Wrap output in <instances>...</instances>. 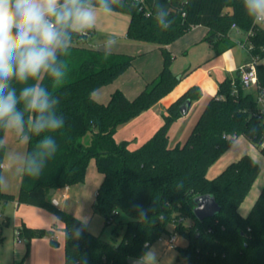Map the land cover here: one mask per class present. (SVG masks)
<instances>
[{
    "label": "trees",
    "instance_id": "trees-1",
    "mask_svg": "<svg viewBox=\"0 0 264 264\" xmlns=\"http://www.w3.org/2000/svg\"><path fill=\"white\" fill-rule=\"evenodd\" d=\"M63 0H61V3ZM111 11L129 17L127 38L157 46L163 53V67L156 79L133 99L117 89L107 103L93 94L114 83L133 66L135 56L83 46L92 29L68 28L69 42L57 49L59 79L48 72L21 82L13 78L9 89L19 98L23 88H44L55 117L62 121L56 130L36 133V113L26 110L24 101L17 109L23 113V129L28 147L18 204L42 208L55 215L64 225L65 264H128L142 259L148 247L166 236L180 234L188 244L177 246L178 261L189 264H264V186L246 216L240 207L261 173V167L250 155L231 163L216 177L209 178V168L227 151L234 140L244 137L256 147L264 144V28L258 15L250 12L246 0H108ZM92 7L101 8L99 0ZM102 9V8H101ZM208 28L205 41L214 44L217 55L233 48L231 27L248 33L246 46L258 57V90L246 92L240 77L219 82L216 95L209 101L193 131L183 144L169 146V128L183 116L181 106L197 101L202 90L195 85L173 102L163 115L162 126L144 144L131 148L132 141L117 142V129L157 105L189 73L177 75L171 64L168 47L194 26ZM15 31V30H14ZM7 127L0 123V203L14 200L2 189ZM89 135L90 140L83 139ZM52 141L45 147L43 141ZM264 152V147L262 148ZM95 158L103 180L92 204L105 225L116 223L118 234L122 214L124 233L105 242L88 232V224L54 203L55 193L67 186L85 181L89 160ZM212 194L221 205L214 218L199 220L194 213V198ZM28 246L32 239L51 237L52 231L37 230L24 223L18 230ZM4 236L0 231V243ZM53 247L58 246L51 240ZM23 264V263H20Z\"/></svg>",
    "mask_w": 264,
    "mask_h": 264
},
{
    "label": "rangeland",
    "instance_id": "rangeland-1",
    "mask_svg": "<svg viewBox=\"0 0 264 264\" xmlns=\"http://www.w3.org/2000/svg\"><path fill=\"white\" fill-rule=\"evenodd\" d=\"M92 10L95 13V22L90 28L93 31L88 33V42L85 44L105 51L112 48H118V46H115L116 44L127 45L125 49H120L119 51L135 56V61L133 66L125 71L116 81V84H121L122 88L125 89L135 88L136 83L142 82V76H144L142 68H146L144 67L145 62L143 60L146 59H143L144 56L140 55V48L135 47L136 43H140L127 38L129 17L111 10L105 12L103 9L96 7H92ZM261 18L262 20L259 23L264 28V16H261ZM49 19L52 18L49 17ZM73 29L76 31L83 30ZM228 35L231 40L238 43L237 46L235 45L232 48L234 52L237 51L239 54H241L242 50H244V53L248 52V50L242 46V44L248 40V33L245 30L239 27H231ZM132 44L134 45L132 46ZM211 51L214 52L213 55H216L214 44H210L208 42L202 45H193L191 51L177 54L178 56L170 50L173 56L171 68L173 70V68H193L195 65H201L210 57L209 54ZM151 54L154 56L153 58H156V56H161V58H163V53L160 48L159 50H154L145 56H151ZM245 91L256 93L255 89ZM108 101L109 99L107 102ZM201 113L202 110L200 112V110L196 107L189 114L188 119L179 118L172 123L169 128L170 147H176L179 143H183L186 140V138L193 131ZM163 115H166V108L157 105L149 113L146 119V125L149 124V127H151L154 121H157L158 119L163 121ZM121 127L117 129L118 132L115 134L117 142H121L128 138L134 140L136 145L142 144L147 139L146 137L150 133L151 129L140 130L139 128V136H130L132 133H129L127 130L121 131L123 130ZM28 139V134L24 133L23 127L16 128L8 126L5 130V154L2 169V188L8 193L13 194L14 200L8 202L6 205L0 203V231H2L4 236V242L0 243V264H64L63 244L65 234L61 228L62 224L60 222H58L57 227L52 224V221L55 218L54 214L49 211H44L43 214H40L33 211L35 208L28 209L27 212L19 213L17 209L18 193L21 185L22 171L26 160ZM89 140V135L83 139L85 143H88ZM248 142L252 147V153L248 155L254 158L262 169L261 177L258 179V184H263L264 152L262 151V148L264 147V144L261 148H258L251 141L248 140ZM228 150L219 157L218 160L222 159L216 168L226 162L228 158H231ZM102 180L103 174L98 169L96 159L91 158L87 165L85 181L82 184L71 186L72 191L76 192L75 195L72 196L70 200H64V190L62 188L55 194L54 201H60V205H58L60 209L74 214L83 222L87 223L89 233L99 236L105 242H112L114 237H116L117 241H120L124 233L122 223L129 221V217L125 214L120 216L117 222L121 223V227H119L118 234H116L114 232L116 223L106 226L104 218L98 213L95 214L93 211L92 204ZM24 219L28 227L37 230L52 231L53 234L55 233L58 235L60 248L53 249L50 241L51 237L49 236L32 239V244L30 243L28 246L25 234L23 233L20 237L22 242L19 243L18 230L23 226ZM168 238L169 237L166 236L152 243L148 247L142 260L147 264H189L183 261H178V251L175 248H168V244L166 243ZM187 244V239L179 234L177 236V246L185 247Z\"/></svg>",
    "mask_w": 264,
    "mask_h": 264
},
{
    "label": "clouds",
    "instance_id": "clouds-1",
    "mask_svg": "<svg viewBox=\"0 0 264 264\" xmlns=\"http://www.w3.org/2000/svg\"><path fill=\"white\" fill-rule=\"evenodd\" d=\"M246 3L250 12L264 16V0ZM99 4L105 12L111 10L108 0H99ZM94 22L91 0H0V123L23 127V113L17 109L22 100L26 110L36 113V133L61 127L62 121L52 112L56 101L50 100L44 88H23L18 98L9 82L38 78L42 71L61 78L56 51L67 47V29L91 28ZM43 145L51 147L52 141L46 139Z\"/></svg>",
    "mask_w": 264,
    "mask_h": 264
},
{
    "label": "crops",
    "instance_id": "crops-1",
    "mask_svg": "<svg viewBox=\"0 0 264 264\" xmlns=\"http://www.w3.org/2000/svg\"><path fill=\"white\" fill-rule=\"evenodd\" d=\"M207 32H208V28L205 26H202V25L194 26L183 37H181L180 39H178L177 41L172 43L168 47V49L171 50L173 53H175L176 56H178L177 54L189 52L192 50L193 45H196V44L202 45L204 43H207L205 41V37L207 35ZM231 41L234 42L233 40H231ZM87 42H88V39L86 40L85 43H87ZM139 43L140 44L136 43L135 47L140 48L139 49L140 55L144 56L143 59H146V60H143L145 62L144 67H146V68H142V73L144 75V76H142V82L136 83L135 88L133 87L131 89L130 88L125 89V88H122L121 84L120 85L116 84V81L121 77L120 76L114 83L101 87L100 89H98L93 94L94 98L97 101H99L101 103L107 102V100L110 99L111 94L114 91H116L117 89L122 90L128 98L133 99L134 97H136L139 93H141L145 89L148 82H151L152 80L157 78V76L159 75V73L161 72L162 67H163V58H161V56L160 57L156 56V58H153L154 56L152 54H151V56L150 55L145 56V55L149 54L150 52H152L154 50H159V48L157 46L149 44V43H144V42H139ZM245 43H243L242 46L244 48H246L248 50V52L244 53V50H242L241 54H239V52L238 53H237V51L234 52L233 49L231 48L232 50L229 49L220 55H217L216 52H215L216 55H213L214 52L211 51L209 54L210 57L201 65H195V67H193V68L192 67H190V68H173V72L177 75L183 74L184 72H187V71L189 73L175 87V89L171 93H169L166 97H164L157 105L163 106L164 108H166V113H167L168 107L173 102H175L178 98H180L190 87L197 85L202 90L201 98L197 101L192 102L188 108L187 113L180 118L181 119H188L189 114L196 107H197V109L200 110V112L202 110V113H203V111H204L205 107L207 106V104L209 103V101L216 95L219 82L223 81L225 78H227L229 76L230 77L238 76L241 67L247 65L251 61L252 54H251L250 50L247 48ZM133 45L134 44H132V46ZM237 45H238V43H236V46ZM239 45H241V44H239ZM83 46L88 47V48H93V47H90V45H86V44H84ZM115 46H118V48H112V49L106 50V51L115 52V53H124L123 51L120 52L119 50L125 49V47L127 45H117L116 44ZM94 49H97V48H94ZM147 57H148V60H147ZM145 74H147V75H145ZM157 105H155L154 107H156ZM153 108L146 111L145 113H143L139 117L135 118L134 120L130 121L129 123L123 125L121 127V129H123V130H121V131L127 130L129 133H132V135H130V136H139L140 130H144V129L149 130L151 128L150 133L146 137L147 139L142 143V144H144L148 139H150L152 137V135L163 124V121L161 119H158L157 121H154L152 123L151 127H149V124L146 125L147 124L146 119H147L149 113L151 112V110ZM185 116H187V117H185ZM140 125H141V127H140ZM139 128H140V130H139ZM187 138H186V140H187ZM125 140L132 141V144H131L132 149H136L142 145V144L136 145L135 141L132 139L127 138ZM183 143H179V144H183ZM171 148H174V147H171ZM251 148L252 147L246 138H244V137L236 138L234 140L232 146L228 150L231 158H228V160L226 162H224L221 166L216 168V166L218 165V163L221 161L222 158L220 160H218L215 164H213L209 168V170L207 172V176L210 179L216 177L223 169H225L231 163L235 162L241 156L251 154L252 153ZM234 150H235V152H234ZM230 151L232 152V154ZM261 173H262V169H261ZM261 173H260L259 178L261 177ZM258 179L254 183V185L252 186L247 198L245 199V201L242 203V205L240 207L239 211L243 216H246L249 213V211L251 210L254 202L256 201L258 195L260 194V192L264 186V183L258 184ZM63 190H64L63 199L66 201L70 200L72 198V196H74L76 193L75 191H72L71 186H67V187L63 188ZM3 191H5V190H3ZM5 192H7V191H5ZM56 201H57V205H60V201H58V200H56ZM29 207H32V208H29ZM33 208H35L33 211L40 213V214H43L44 211H47V210H44V209L38 208V207L28 206L25 204H18V202H17V209H18L19 213L27 212L28 209H33ZM29 211H31V210H29ZM52 222H53L52 224L55 227L58 226L59 221L57 220L56 217L53 219ZM23 223L26 224V226H27L25 219L23 220ZM61 228L62 229L64 228L63 224H62ZM52 239L56 240L58 242L59 237H58V235H56L54 233L51 236V240ZM31 244H32V241H31ZM58 248H60V243H58L57 247H53V249H58ZM63 250H64V256H63L64 257V264H65V236H64Z\"/></svg>",
    "mask_w": 264,
    "mask_h": 264
},
{
    "label": "water",
    "instance_id": "water-1",
    "mask_svg": "<svg viewBox=\"0 0 264 264\" xmlns=\"http://www.w3.org/2000/svg\"><path fill=\"white\" fill-rule=\"evenodd\" d=\"M190 102L187 101L181 106V112L185 115L190 106ZM55 194V190H52L50 196ZM222 210L221 205L216 201V198L212 194L200 195L194 198V213L196 217L203 221L216 217ZM128 264H147L142 259H129Z\"/></svg>",
    "mask_w": 264,
    "mask_h": 264
},
{
    "label": "built area",
    "instance_id": "built-area-1",
    "mask_svg": "<svg viewBox=\"0 0 264 264\" xmlns=\"http://www.w3.org/2000/svg\"><path fill=\"white\" fill-rule=\"evenodd\" d=\"M136 1L143 2V0H136ZM261 20H262L261 16H258L257 21L260 22ZM83 34L87 35L88 33L86 30H84ZM258 63H259L258 57L252 55L251 61L247 65L242 66L240 69L239 77H240L242 87L245 90H249V89L258 90V88H259V86H258V74H257ZM258 100L260 103L264 102V96L261 95L260 93L258 96ZM54 203L57 205L56 200L54 201ZM18 241H19V243L22 242V239L20 238L19 233H18ZM166 243L168 244L169 249L176 248L177 247V235L172 234L171 236H169Z\"/></svg>",
    "mask_w": 264,
    "mask_h": 264
}]
</instances>
